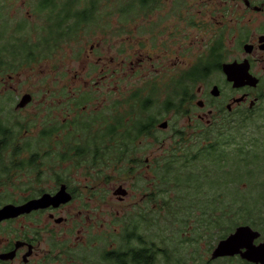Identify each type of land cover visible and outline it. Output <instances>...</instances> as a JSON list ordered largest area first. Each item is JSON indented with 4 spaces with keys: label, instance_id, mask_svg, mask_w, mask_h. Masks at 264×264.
Returning a JSON list of instances; mask_svg holds the SVG:
<instances>
[{
    "label": "flooded vegetation",
    "instance_id": "flooded-vegetation-1",
    "mask_svg": "<svg viewBox=\"0 0 264 264\" xmlns=\"http://www.w3.org/2000/svg\"><path fill=\"white\" fill-rule=\"evenodd\" d=\"M101 1L125 4L124 59L103 55L98 44L96 60L85 62L94 76L68 67L46 82L42 119L35 111H0V191L21 196L0 201V209L60 191L72 196L0 221V264H264V219H222L205 224L202 236L190 225L192 237H163L162 221L154 219V196L162 191L151 181L160 177L150 156L187 140L183 131L168 133L167 120V129L159 127L160 111L177 114L180 97L189 127H209L222 111H253L264 103V0ZM90 53H97L94 46ZM13 62V54L0 56L6 68ZM227 65L254 79L235 87ZM134 78L138 86L117 94L119 79ZM0 86V92L15 89L4 78ZM152 110L159 113L147 115ZM131 135L134 141L122 140ZM120 160L124 170L114 165ZM115 173L123 182L114 190L106 185ZM240 227L252 231L223 244Z\"/></svg>",
    "mask_w": 264,
    "mask_h": 264
},
{
    "label": "rangeland",
    "instance_id": "rangeland-1",
    "mask_svg": "<svg viewBox=\"0 0 264 264\" xmlns=\"http://www.w3.org/2000/svg\"><path fill=\"white\" fill-rule=\"evenodd\" d=\"M38 2L39 0H0V36H2L0 39L1 48L7 47L8 45L11 46L12 44H18L20 40L19 38L24 41L29 40L30 44L35 43L38 40V32L35 35V26L43 25L45 16L47 17L45 12L39 13ZM92 6H95V4H92ZM134 6L136 5L134 4ZM124 7L125 4L122 2H102L101 0H97L96 11L94 13L88 11L87 13L88 15L90 13L94 14L97 17V24L91 28L93 30L80 32V37L77 40L71 42L70 44L62 45L58 51L52 54V56L43 60L41 59L39 63L32 62L29 67H21L18 71H13V67L6 68L7 70L5 71V68L0 70V78H4V83H6L8 87L15 88L12 90L6 88L4 91L2 90L0 92V111H35L36 119H42L44 111H48V103L46 102L47 96H45L47 89L46 82L51 81L50 77L52 76L59 77L64 75L68 67H71L73 70L80 71L82 76H94V70L90 67L86 68L85 62L87 60H96L97 54L100 53L99 48L97 49L98 44L101 45L100 49L103 55L109 58H114L116 62L120 63L124 59L125 53L120 51L126 50L125 46L127 38V36L122 33V29L125 25L121 21V11L125 9ZM78 8L79 10H82V5L80 4ZM109 11H112L113 14L110 18H107L106 13ZM134 13L137 12H132V14ZM103 17L104 19H102ZM20 26L25 27L24 32L22 33H19V30H17ZM98 26L99 28H97ZM104 27H111V30H113L114 33L104 34L99 30ZM133 37L135 41L138 39L137 35ZM133 43L136 44L137 42ZM91 46H94L95 50H97V53L94 55L90 53ZM15 50L17 51L18 49ZM77 52L82 53L80 55H76L75 53ZM1 67L2 65H0V68ZM85 69H88V73L84 71ZM126 75L130 76L129 74ZM11 76L12 78H10ZM136 81V78L128 81L119 79L116 84L120 87L117 90V94L121 93L123 95H128V89L130 87H136L139 85ZM132 90L133 88L131 91ZM25 94H33L34 101L23 108V110L17 109V103ZM8 97L10 100H7ZM163 98L164 95H162L159 99V102H162ZM60 99L61 98H58L55 102L54 108L56 110L61 108L59 104ZM100 101H102V99ZM104 105L105 102L101 104L100 107H103ZM159 106L161 105H157L156 107L159 108ZM260 107H263L264 109V103H261ZM239 112L247 111H234L232 113L222 111L215 123L209 127L197 124L193 127H189V121L185 119V115L180 113L174 114L173 112H162V114L160 113V116L163 118V121H169L168 133H172L173 131H183L186 134L185 137H187V140L181 141V144L184 143L187 145L186 153L188 158L193 159L198 157L201 149H203L207 144H210V141L213 140V143L218 145L215 140L217 139L218 141L222 137L227 144L225 147L223 146V148L229 152L230 155L233 153L232 156H234L240 148L252 149L255 144H260L264 147V111H261L254 127H243L241 125L242 115L239 117ZM158 113L159 111L152 110L149 111L147 115L155 116ZM124 115L125 114L122 116ZM147 115L146 117H148ZM11 122H13V118ZM258 126H261V132L256 129ZM209 129L211 130V137L207 140H203L201 134ZM218 132L223 136L218 137ZM37 133L38 130L33 132L34 135H37ZM37 140L38 139L35 137V141L33 143H36ZM180 147H182V145L175 146L167 143L162 151L156 148L155 151L152 149V154L150 153V156L156 158L157 175L160 173L159 169L171 161H184L182 157L181 159H170L173 156L181 154V152H179ZM148 150L149 147H147V151ZM249 160L256 162L253 163L251 167L253 175L251 179L247 181L248 189H246L243 184H235L236 188H233L231 191H227L226 194L220 192V190L217 192L218 189L216 188L215 178L219 175L218 172H221L222 170L219 171L216 168L209 166V163L204 165V167L207 168L203 167L205 169V175L199 179L202 183L199 184L196 182L198 185L194 189L190 190L191 195H189V197L186 194V189L190 188L186 185L180 188L179 181L176 182L177 186L174 183L165 182L161 178L158 181L151 179L154 184H159L158 188L162 191L161 196H154V199L158 201H156L158 204V210L154 211V219L157 220L159 218L162 221L159 226L162 225L161 231L163 237L180 238V236L183 235L192 237L189 232L190 225L194 227L195 235L197 231L198 233L201 232L200 236H202L205 224L214 225L213 222L218 221L221 217L227 219V221H230L229 219H236L237 217H235L234 210L230 207L235 200V197L238 195L244 196L245 200L248 201L255 196H259L262 193L261 191L264 189L261 186L264 182V163L259 165L261 158L258 159L255 155L250 157ZM114 165L121 170H124L125 167L127 168V165L122 161H114ZM224 170H228V168L224 167ZM110 176L111 178L106 186L115 190L119 187L123 180L119 179V176L116 175V173L113 176ZM101 182L104 183L102 179ZM19 198H21V196H15L0 191V201L2 202L17 200ZM140 198L141 195L138 200ZM165 203H168L167 207L164 205ZM260 206L261 209L264 210V203ZM212 211L216 212L213 214ZM212 214L213 217L217 216V220L210 219L212 218ZM256 214H258V212ZM152 230L157 232V227ZM152 235H154V233Z\"/></svg>",
    "mask_w": 264,
    "mask_h": 264
},
{
    "label": "trees",
    "instance_id": "trees-1",
    "mask_svg": "<svg viewBox=\"0 0 264 264\" xmlns=\"http://www.w3.org/2000/svg\"><path fill=\"white\" fill-rule=\"evenodd\" d=\"M39 2V13L45 12L47 14V17L45 16L43 25L35 26V35L38 32V40L35 43L30 44L29 40L24 41L19 38L20 40L18 44H12L11 46L8 45L7 47L2 48L0 47V56H2L4 52L9 55H14V62L11 66L13 67V71H18V69L21 67H29L32 62L39 63L41 59L43 60L52 56V54L58 51L62 45L70 44L71 42L77 40L80 37V32L93 30L91 28L98 22L96 15L91 13L89 15L87 14L88 11L93 13L96 11L97 0H86L85 4L87 6L83 10H79L78 8V6L80 5V0H39ZM92 4H95V6H92ZM121 14V21L123 22V18H126L128 14L123 11L121 12ZM102 19H104V17ZM24 28V26H20L17 30H19V33H22L24 32ZM97 28H99V26ZM1 38L2 36H0V39ZM15 49L18 50L16 51ZM1 69H4V71L7 70L4 65L0 68V70ZM7 100H10V98L8 97ZM181 106L182 98L180 97L179 111L176 112L180 114L186 113L187 111H181ZM164 107L166 106L164 105ZM166 109L168 110V107H166ZM261 111H264L263 107H258L253 111L239 112V117L242 115L241 125L243 127H254ZM160 112L168 113L171 111ZM149 118H151L150 120L156 119V117ZM147 124L149 125L150 121L146 123V128ZM256 129L259 132L262 131L261 126H258ZM149 131L150 130L147 129L145 133L148 134ZM140 132L142 133V131ZM210 132V129L203 132V140H207L211 137ZM217 135L218 137L223 136L219 134V132L217 133ZM122 140L124 142H127L129 140L134 141V137H132V135L131 137L124 136L122 137ZM215 141L218 143V145H215L213 143V140L210 141V144H207L203 149H201L198 157H195L193 159L188 158V155L186 153L187 145H185L184 143L177 144V146L182 145V147L179 148V152H181V154L173 156L170 159H181L182 157L184 161H171L170 163L164 165L159 170V177L163 181L174 183L175 185H177L176 182L179 181L180 188L184 185L188 186L190 189H186V194L189 197V195H191L190 190L194 189L198 185L197 183H202L199 179H201L205 175L204 168L207 167H204V165L209 163V166L214 167L219 171L222 170L221 172H218L219 175L215 178L216 188L218 189L217 192H219L220 190V192L226 194L227 191H231L233 190V188H236L235 184H243L246 189H248L247 181H249L253 175V170L251 169V167L253 163L256 162L250 161L249 159L250 157L255 155L258 157V159L261 158L259 165L261 163H264V147L260 144H255L252 149L240 148L238 149L236 154L232 156L233 153H231L230 155L229 152H227L223 148V146L225 147V145H227L223 137L218 141L217 139ZM125 145H127V143H125ZM122 148L123 147H121V149ZM120 151L122 152V150ZM122 156L123 154L121 153L120 158ZM224 167L228 168V170H224ZM261 186L264 188V182L261 184ZM263 190L261 191L262 193L259 196H255L248 201L245 200L244 196L238 195L237 197H235V200L230 205V207L234 210L235 217L237 218L229 219V224L237 221H252L254 219H264V210L261 209L260 206L262 203H264ZM164 205H166L167 207L168 203H165ZM215 212L216 211H212L213 214ZM257 212L258 214H256ZM213 214L211 216L212 218L210 219L217 220V216L213 217ZM222 219L227 221V219L222 217L219 220Z\"/></svg>",
    "mask_w": 264,
    "mask_h": 264
},
{
    "label": "water",
    "instance_id": "water-1",
    "mask_svg": "<svg viewBox=\"0 0 264 264\" xmlns=\"http://www.w3.org/2000/svg\"><path fill=\"white\" fill-rule=\"evenodd\" d=\"M225 71L228 75V81L233 83L235 87L242 84L243 79H254L251 76H244L237 74L233 68H231L229 65L225 66ZM253 81V80H252ZM32 101V95L25 94L22 96V98L19 100L16 108L17 109H23L25 108L30 102ZM162 129H167L168 122L164 121L159 126ZM116 194H125V192H122L121 190L117 191ZM72 200V196L66 192L60 191L56 195H43L42 197L28 201L27 203L16 206L13 204L4 206L0 209V221L7 218H15L17 216H20L25 213H30L33 210H38L41 208H46L48 206H58L60 204L68 203ZM250 227H240L237 229L236 233L230 236V238L225 241L223 244L228 243L231 239H234L235 237L247 234L248 232H251ZM222 244V245H223Z\"/></svg>",
    "mask_w": 264,
    "mask_h": 264
}]
</instances>
